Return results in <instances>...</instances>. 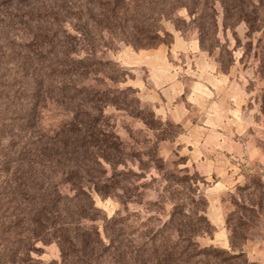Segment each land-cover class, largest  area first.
<instances>
[{
    "label": "trees",
    "instance_id": "16d2710c",
    "mask_svg": "<svg viewBox=\"0 0 264 264\" xmlns=\"http://www.w3.org/2000/svg\"><path fill=\"white\" fill-rule=\"evenodd\" d=\"M216 2L223 6L226 25L246 21L252 28L258 11L253 0H0V264H42L31 255L35 240L56 241L63 264H240L243 258V264H257L244 249L231 253L200 244L198 238L211 235L215 226L197 182L201 194L190 187L192 194L185 193L182 205L175 203L164 224L138 236L123 227L121 213L104 218L111 224L107 244L99 228L83 222L100 216L81 184L87 179L102 191L94 180L97 166L114 163L122 154L121 140L106 128L105 109L127 103L130 92L141 106L131 86L92 84L100 81V72L112 82L128 80L117 61L103 56L110 41L139 50L171 48L174 35L161 21L183 5L206 49L205 36L218 27ZM50 102L71 112L53 132L42 123ZM151 113L177 124L153 108ZM57 176L90 203L84 204L80 193L62 195ZM197 197L203 205L198 210Z\"/></svg>",
    "mask_w": 264,
    "mask_h": 264
},
{
    "label": "rangeland",
    "instance_id": "374dc122",
    "mask_svg": "<svg viewBox=\"0 0 264 264\" xmlns=\"http://www.w3.org/2000/svg\"><path fill=\"white\" fill-rule=\"evenodd\" d=\"M253 2H256L258 11L253 14L252 28L246 21H239L233 26L226 25L223 6L216 2L218 27L213 34L205 36L206 49L202 48L217 63L220 71L237 78L249 95L243 106V120L248 127L242 136L246 135L244 138L250 139L251 143L247 148V156L232 160L240 181L223 196L227 221L225 229L231 244L221 247L213 243L215 231L213 236L203 233L198 238L202 246L215 245L231 253H237L240 249L247 250L248 253L264 251V0ZM171 16L172 18H162L161 24L165 29L169 32L180 31L189 41H199L198 27L192 23L193 16L189 13V7L179 5L172 10ZM164 40H168V37H164ZM127 47L135 49L129 43L113 39L110 41V48L103 53L106 59L117 61L128 72L127 82H112L100 72V81L92 84L102 88L131 86L141 99V106L137 103L135 94L130 92L127 103L109 104L106 107L103 120L107 123L106 128L121 140L122 154L116 162L104 161L103 167L97 166L98 170L94 171L99 176L94 180L102 191L97 190V184L87 179L81 184V188L92 196L100 216L99 219H84L83 222L90 227L99 228L106 244L110 240L107 225L111 226L106 219L121 213L123 227L129 232L135 231L138 236L150 227L164 224L175 203L182 205L185 193L192 194L190 187L201 194L209 183L204 177L198 179L199 173L185 166L186 156L180 153L178 145L182 126L155 118L151 113L152 107L141 98L140 90L131 84L136 76L145 77V74L142 70L134 71L121 63L120 53ZM70 117L71 112L65 105L50 102L43 112L42 123L44 128L53 132ZM187 176L194 177L195 180L185 182L184 178ZM55 181L62 195L74 196L80 193V190L77 191L70 183L64 182L60 176ZM194 182L198 183L201 193ZM85 196L80 193L82 202L90 203ZM197 199L195 208L198 210L203 205L198 197ZM152 220L156 222L155 225ZM31 255L42 264H63L61 248L56 241L35 240ZM239 263L243 264L244 258Z\"/></svg>",
    "mask_w": 264,
    "mask_h": 264
},
{
    "label": "crops",
    "instance_id": "0c3cea01",
    "mask_svg": "<svg viewBox=\"0 0 264 264\" xmlns=\"http://www.w3.org/2000/svg\"><path fill=\"white\" fill-rule=\"evenodd\" d=\"M171 31V48L165 44L140 50L127 47L119 60L134 71L144 72L145 77L131 80L143 101L162 119L182 126L178 145L186 156L185 166L209 182L203 192L215 226L212 242L228 247L223 196L240 181L232 160L247 156L251 143L242 136L248 127L243 106L249 95L237 78L220 71L202 51L198 39L189 41L180 31ZM245 252L250 262L264 264V251Z\"/></svg>",
    "mask_w": 264,
    "mask_h": 264
}]
</instances>
